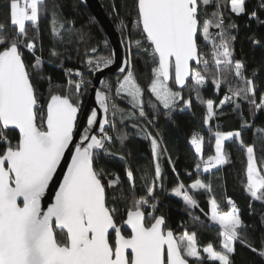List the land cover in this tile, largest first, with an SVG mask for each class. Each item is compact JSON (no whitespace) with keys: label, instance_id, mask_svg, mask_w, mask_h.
<instances>
[{"label":"snow or ice","instance_id":"snow-or-ice-1","mask_svg":"<svg viewBox=\"0 0 264 264\" xmlns=\"http://www.w3.org/2000/svg\"><path fill=\"white\" fill-rule=\"evenodd\" d=\"M214 2L216 0H136L134 25L142 40L130 39L128 47L131 50L133 43L142 47L144 41L148 42L149 48L144 50L150 49L155 64L149 90L165 109L183 100L181 93L169 86L170 80L183 88L191 77L192 88L199 98L205 77L192 65L193 62L207 65L208 61L200 52L198 33H202L205 42L211 45L216 65L234 64L235 76L245 87L235 90L233 95L255 94L253 82L242 74L243 64L232 59L230 41L234 38L224 31L219 4L212 14L214 20L201 19L207 6ZM43 4L44 0H8V18L16 32L10 35L6 25L0 23V143L4 144L0 150V264H189V258L202 261L195 232H184L176 237L172 229L166 227L163 215L146 219L143 206L149 205V197L155 199V180L147 187V195L134 200L126 211V219L118 224L115 201L127 200V196L123 192L119 196L113 193V203H109L103 179L105 173L94 166V150L107 151L105 141L112 140L104 132V124L109 123L106 92H96L105 113L103 124L99 126L104 136L90 135L98 115L93 110L79 144H73L79 103L70 95L61 94H51L46 105L39 103L20 45L23 43L26 48L35 49V43H25L28 36L26 22L38 27ZM230 7L233 13H244L245 0H230ZM52 25V31L59 35L55 13ZM121 26H124L123 22ZM212 27L220 29L216 34L218 41L210 32ZM52 54L55 55V51ZM88 63H94L95 70L100 71L109 67L113 58L111 55L98 57L95 62L89 60ZM125 65L127 71L119 81L117 94L123 92L131 97L135 106L141 108L140 116L143 117V89L132 70L130 58ZM41 66V59L37 57L34 67L39 69ZM120 71L125 72V68ZM219 86L217 80L216 87ZM75 87L78 93L80 83L75 82ZM229 99L225 97V101ZM206 103L208 119H211L215 115L213 101ZM251 103L255 104V101ZM185 104L190 105L191 100ZM9 129L18 130L15 143L4 134ZM239 135L238 132L215 133V155L204 161V171L228 162L223 142ZM85 141L90 142L85 145ZM191 143L202 156L203 137L193 135ZM151 144L153 153L157 154L159 145L155 137L151 138ZM70 147L74 148V154H71V164L54 193V202L44 205L42 201ZM246 153V190L256 200H261L264 198V172L257 167L254 148L247 146ZM160 175L161 168L157 163L155 177L158 179ZM127 177L133 181L131 170ZM118 183L117 178L108 181L107 186L114 187ZM132 187H135L134 182ZM184 187L179 184L173 189L174 194L183 196L189 206L197 207L196 200L187 191L182 192ZM190 187L211 190V185L200 180ZM210 203L211 219L221 227V250L217 251L212 243H208L202 251L209 260L230 264L229 256L235 251L236 242L249 248L252 245L242 239L239 232L242 221L238 209L233 206L230 211H221L215 198ZM150 207L155 210L156 204L152 203ZM125 226L130 229L128 235L122 233ZM260 254L264 255V249Z\"/></svg>","mask_w":264,"mask_h":264},{"label":"trees","instance_id":"trees-1","mask_svg":"<svg viewBox=\"0 0 264 264\" xmlns=\"http://www.w3.org/2000/svg\"><path fill=\"white\" fill-rule=\"evenodd\" d=\"M7 3L8 0H0V23L6 25V31L11 35L16 32V27L11 25L8 18ZM101 3L127 47L130 39L142 40L134 25L136 0H101ZM217 4L223 17L224 31L227 36L234 38L230 41L232 59L243 64L242 74L253 82L255 94L233 95L235 90L245 87L235 76L234 64L216 65L211 45L199 33L197 43L204 59L208 61L207 65L201 63L194 67L205 77L199 98L192 88L193 80L181 91L172 81L169 86L179 91L183 100L165 109L149 90L155 64L150 49L144 50L149 48L148 42L144 41L142 47H136L133 43L131 50L128 47L129 58L143 89L141 99L145 115L140 116L141 108L135 106L128 95L117 94L119 81L126 73L108 75L104 90L111 94L112 99L108 114L110 128L107 131L112 140L106 144L107 151L103 149L95 153L94 166L105 173L103 179L109 203H113V193L119 196L123 192L127 196V200L115 201L118 224L126 219V211L134 200L147 195V187L155 180V199L149 197L150 203L144 209L147 219L163 215L166 227L172 229L176 237L184 232L196 233L203 259L196 261L189 258L190 264H220L219 261L207 259V254L202 251L208 243H212L217 251L221 250V227L210 217V201L213 198L217 200L221 211H230L233 206L238 209L242 221L239 229L242 239L257 249L253 251L246 244L236 242L235 251L229 256L230 264H264V255L260 254V250L264 249V198L256 200L246 190L247 146L254 148L257 167L264 172V0H245V12L241 14L231 11L230 0H216L207 6L206 14H202L201 19L214 20L212 14L217 11ZM54 13L59 35L52 31ZM60 24H63L62 28ZM26 28L28 36L25 43H35L36 47L30 50L21 43L20 50L39 103L46 105L51 94L70 95L82 110L97 71L94 63L89 65L88 61L95 62L98 57L112 56L105 34L91 12L80 0H44L38 27L26 22ZM219 31L215 27L210 28L217 41L219 37L216 34ZM37 57L42 62L39 69L34 67ZM217 80L220 81L219 88L216 87ZM75 82L80 83L78 93ZM225 97L231 99L225 101ZM189 99L191 104H185ZM208 100L213 101L215 113L211 119H208ZM252 100L255 104L251 103ZM195 132L201 133L203 137L202 156L191 143ZM216 132H238L240 135L225 142L224 152L228 162L204 171V161L215 155ZM4 134L12 143L18 138V133L13 130H6ZM152 137L158 141L157 154L152 150ZM3 148L4 144L0 143V150ZM157 163L161 168L158 179L155 177ZM129 170L133 172V181L127 177ZM117 178L118 184L107 186L108 181ZM196 180L211 185V190L191 189L190 186ZM181 183L185 186L182 192L187 191L196 200L197 207L189 206L183 196L174 194L173 189ZM152 203L156 204L155 210L150 207ZM122 233L129 234L124 229Z\"/></svg>","mask_w":264,"mask_h":264},{"label":"water","instance_id":"water-1","mask_svg":"<svg viewBox=\"0 0 264 264\" xmlns=\"http://www.w3.org/2000/svg\"><path fill=\"white\" fill-rule=\"evenodd\" d=\"M81 3L88 8V10L91 12L95 22L100 26V28L103 30L106 40L112 50V58L113 63L107 67L103 68L100 71H96L93 75L92 80V87L90 89L89 95L87 97L86 103L82 110L79 111L77 115V126L74 133V140L73 144H79L81 140V136L83 135L84 128L87 127V118L90 116L91 111L95 110L97 112V122L94 124L91 128L90 135H96L98 138H102L104 136V133H101L99 131V126L103 124L105 113L103 111V108L100 106L99 101L96 98V92L97 91H104V87L106 84V77L108 75L110 76H117L122 75L126 73L127 66L125 65V61L129 59V50L127 45L124 42V39L116 26L114 25L113 21L110 19V17L105 12V9L101 3V0H80ZM199 34V33H198ZM197 34V38H198ZM200 64H196L193 62V68L196 66H199ZM125 68V72H121L120 69ZM192 80L191 77H189L188 82L186 85L181 88L179 85H176V88L178 90H184L188 87L189 82ZM172 80L169 81L171 83ZM108 113L107 117L110 111L109 101H108ZM109 123L104 124V132L107 133V131L110 128V120L108 118ZM16 131L18 133V130L15 129H9ZM90 141H85L84 144L86 145ZM108 141H105V146ZM103 149H96L94 150L95 153H98L102 151ZM71 154H74V148L69 149L68 152H66L64 160H62L60 168L57 171L56 176L54 177L52 184L49 187L48 193H46L44 200L42 203L44 205H50L54 202V193L58 190V185L62 183L63 175L66 174L67 167L71 164ZM145 212V211H144ZM146 216V213H145ZM147 219V216H146ZM127 230L130 233V229H128L126 226L122 228V230ZM190 264V263H189Z\"/></svg>","mask_w":264,"mask_h":264},{"label":"rangeland","instance_id":"rangeland-1","mask_svg":"<svg viewBox=\"0 0 264 264\" xmlns=\"http://www.w3.org/2000/svg\"><path fill=\"white\" fill-rule=\"evenodd\" d=\"M105 91V90H104ZM106 92V91H105ZM106 93H108V92H106ZM121 93H123V92H121ZM125 95H127L126 93H124ZM131 100H132V98L131 97H129ZM133 101V100H132ZM134 102V101H133ZM163 106V105H162ZM108 135V134H107ZM109 136V135H108ZM111 137V136H110ZM234 137V136H233ZM233 137H230V138H228V139H226L224 142H223V151H224V145H225V142L226 141H228L229 139H231V138H233ZM219 166H221V165H219ZM219 166H216V167H219ZM212 169V167H210L209 168V170H211ZM208 170V171H209ZM146 206V205H145ZM145 206H143V210L145 209ZM210 217H211V213H210ZM216 225H218V226H220L219 224H217L215 221H213Z\"/></svg>","mask_w":264,"mask_h":264},{"label":"built area","instance_id":"built-area-1","mask_svg":"<svg viewBox=\"0 0 264 264\" xmlns=\"http://www.w3.org/2000/svg\"><path fill=\"white\" fill-rule=\"evenodd\" d=\"M104 92H105V91H104ZM107 95H108V101H109V106H110L111 103H112L111 94H110V93H107ZM196 134H199V136H202L201 133H199V132H195V133H194V135H196Z\"/></svg>","mask_w":264,"mask_h":264},{"label":"crops","instance_id":"crops-1","mask_svg":"<svg viewBox=\"0 0 264 264\" xmlns=\"http://www.w3.org/2000/svg\"><path fill=\"white\" fill-rule=\"evenodd\" d=\"M213 168H216V167H213Z\"/></svg>","mask_w":264,"mask_h":264}]
</instances>
